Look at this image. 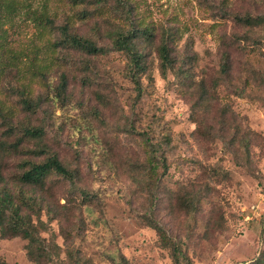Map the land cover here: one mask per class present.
<instances>
[{
	"label": "rangeland",
	"instance_id": "1",
	"mask_svg": "<svg viewBox=\"0 0 264 264\" xmlns=\"http://www.w3.org/2000/svg\"><path fill=\"white\" fill-rule=\"evenodd\" d=\"M42 12L54 26L33 18ZM246 13L263 15L264 0H0V188L35 198L22 213L48 264H68L71 249L88 264H264V29L235 22ZM66 18L107 52L58 45ZM143 27L152 35L138 40L147 69L137 89L112 38ZM165 38L175 64L162 74ZM20 92L40 101L35 114ZM31 126L77 171L75 189L53 175L44 191L19 182L27 161L45 158L24 135ZM146 142L158 150L157 183ZM189 190L200 200L185 211L177 197ZM26 245L0 233V264H32Z\"/></svg>",
	"mask_w": 264,
	"mask_h": 264
},
{
	"label": "trees",
	"instance_id": "2",
	"mask_svg": "<svg viewBox=\"0 0 264 264\" xmlns=\"http://www.w3.org/2000/svg\"><path fill=\"white\" fill-rule=\"evenodd\" d=\"M225 12V10H224ZM33 18L39 22H44L49 27L54 26L53 20L47 16L44 12L35 14ZM83 15L82 17H84ZM233 18L235 22L241 26L247 27L250 31L263 28L264 29V14L253 16L249 13L245 15L234 14ZM81 19V18H80ZM59 31L58 45L66 48H71L80 52H84L89 55L105 54L107 51L105 48L98 47L90 38L79 35L71 24L70 18H66L63 25L57 27ZM151 31L147 27L126 29L125 31L116 32L112 38V45L116 51L122 52L128 60L127 73L131 82L135 87L139 88V78L146 73V62L144 53L138 45V40H149L151 37ZM250 36V35H249ZM247 36H243L245 39ZM164 42L158 47L157 52L160 59V68L162 74L172 70L174 68V58L172 56L173 50L169 46V38L163 39ZM264 41V39H263ZM254 47L259 45V42H252ZM261 43V42H260ZM264 43V42H263ZM230 56L224 52L222 55V68L221 70L225 75L228 74ZM254 78L255 75L253 74ZM23 91V90H22ZM66 91V78L62 75L60 83L57 85V96L65 95ZM24 93V92H23ZM20 103L24 111L29 112L31 115L35 114L39 107L40 101H34L31 97H26L20 92ZM24 135L29 138L37 140L38 144L37 155L44 156L45 158L40 162L27 161L24 165V169L19 175V182L24 186H29L33 190L38 189L44 191L48 179L53 175L60 177L63 180L69 181L72 188L75 189V179L77 177V171L70 168L68 163H63L56 153L51 152L50 146L44 141L46 137V130L42 126H31L23 129ZM222 139V137H220ZM148 149V156L146 160V172L148 176L154 175V182L157 183L159 178L156 171L158 168V150L151 144L145 143ZM161 163L164 166V161ZM166 168V166H165ZM82 197H87V193L83 190L80 191ZM200 200L198 193L194 190L186 191V194L177 197V205L179 208L185 209V211L193 210L196 207V203ZM35 198L33 196H25L22 193L12 196L5 186L0 188V233L3 236H20L27 240V256L32 264H48L53 259L48 247L45 246L39 239L36 233L35 226L32 225V219L29 214L22 213L23 208L33 210L35 207ZM176 204V203H175ZM8 218V219H7ZM145 223L148 227L155 230L160 239L173 249L175 261L179 260L177 253L180 252V248L170 239L165 229L156 221L153 217L145 216ZM5 219V220H4ZM68 264H88L84 259L77 255V251H68Z\"/></svg>",
	"mask_w": 264,
	"mask_h": 264
}]
</instances>
